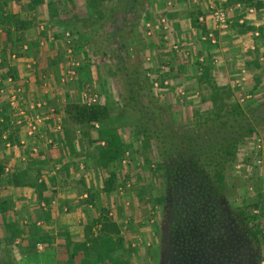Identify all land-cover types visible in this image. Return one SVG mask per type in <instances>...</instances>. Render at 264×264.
Listing matches in <instances>:
<instances>
[{
  "label": "trees",
  "instance_id": "1",
  "mask_svg": "<svg viewBox=\"0 0 264 264\" xmlns=\"http://www.w3.org/2000/svg\"><path fill=\"white\" fill-rule=\"evenodd\" d=\"M0 0V25L4 26L3 34L0 35V48L6 47L12 53H16L17 60L10 62L2 77H10L15 81H19L17 67L25 63L26 54L21 53L22 41L25 32L36 26V17L33 15L25 21L21 20L19 15H10L6 12V8L11 3H16L22 10L27 4L33 12L39 6L46 5L48 19L51 23L58 20L59 2L60 0ZM71 1V0H70ZM116 2L111 11L104 10V3ZM154 0H85L86 14L85 23L81 20L83 28L87 24L97 26V29L106 23L112 21L108 25V31L105 35L107 41L112 45V60L105 62V57H101L103 65L106 67V75L111 79H117L121 83L119 90V99L123 105L114 104L112 106L101 102L100 100L92 105H86L82 101V93L87 91L81 86V93L78 100L74 99L70 94L63 92V98L66 105L63 107V132L62 138L57 143L55 149H47L41 152L37 159H33L27 163L22 170H15L12 174L6 175L4 172V163L0 162V229L4 231L6 245H13L16 241H26L30 248L51 247L55 244L58 264H131V260L139 252L132 250L129 245H125L121 237L120 231L111 218L113 210L112 197H116L117 190L120 186H124L127 182L132 181L131 176L134 172H129V166H132V160L137 158L145 164L149 171L151 162L161 161L170 151H193L200 153L202 167L210 169L219 184L224 185L226 181V172L230 165L236 161L240 145L244 144L255 135L258 124H264V105L252 101L247 103L245 108L241 107L237 101L233 100V93L228 89L218 88L214 84L213 68L210 60L204 65H200L197 60L195 64L198 69L201 68L197 75L196 83L201 86H207L211 93L209 97H201L199 104L206 114L195 112L192 116L194 124L185 130H176L172 122H164V115L171 110L170 106L160 107L167 110L156 118L147 107H139L142 105V96L146 90L154 89L153 81L147 76H143V80L139 75H131L125 65V44L117 38L121 37V27H117V23L121 21H135L137 24L143 16L144 11L148 7V3ZM242 5L246 8H253L259 14L264 10V2L260 0H224L223 8L235 7ZM200 11H191L190 23L191 28L199 30L202 34L206 32L200 27L198 18ZM78 18V17H77ZM171 21L173 16H168ZM78 21V19H75ZM61 28V27H60ZM87 28V26H86ZM12 30V31H11ZM70 32L69 28L62 29ZM84 32H77L79 40L76 42L74 52L82 49L83 54L95 55L90 49L93 39ZM246 30L238 32L245 33ZM41 40L47 39V34H41ZM113 40V41H112ZM117 40V41H116ZM164 41V35L160 37L161 47L167 45ZM17 44V45H16ZM32 48L38 52L39 45H33ZM61 48V47H60ZM63 49L56 50V53L49 54L42 52L37 58L36 66L33 71L34 83L41 82L42 75L48 70L57 67L62 61ZM102 56H105L102 54ZM0 68L5 64L0 55ZM209 63V64H208ZM4 64V65H3ZM164 71L159 74L158 80L161 89L168 90L165 87L166 81H170L173 74L180 76L182 71V63L177 66H169V63L163 62ZM101 77V69L96 67ZM68 85V84H67ZM35 86L31 87L32 89ZM149 87V88H148ZM40 88L36 86L34 92L39 97ZM117 92V91H116ZM41 93V92H40ZM124 93V94H123ZM28 86H23V98L28 95ZM146 97L149 94L145 95ZM186 99V98H184ZM256 107H254V105ZM49 106L52 101L49 100ZM210 105V107H207ZM258 105V106H257ZM210 108V109H208ZM247 110V111H246ZM136 115L135 123L132 128V136L136 143L135 152L129 141L124 140L119 135V127L121 123L129 125L131 122L129 116ZM12 115L3 106L0 112V152L5 151L6 142L13 146H19L21 133L18 128L12 126ZM5 136V139H4ZM100 142H104L105 146L101 147ZM243 146V145H242ZM129 154V163L124 168L123 174H119L113 170L115 166L121 167L122 161ZM128 159V158H127ZM199 161V160H197ZM83 164L84 170L89 168L96 169L103 177V186L100 193L91 187H88L83 179L76 180V174L79 173V166ZM52 165L58 168L55 175H50L44 171V168ZM163 164L158 166V170L153 171L154 180L159 182V171L163 169ZM134 170V168H133ZM135 174V173H134ZM143 183L139 177L135 181ZM122 182V183H121ZM140 183V184H141ZM75 190L77 197L86 195V200L80 202L79 208L87 218L85 225L79 226L81 238L72 240L68 229L58 228L57 236L46 234L42 228L37 226V222L41 221L45 224L53 222V206L52 201L56 197V192ZM25 190L31 192L34 204L38 208L37 221H31L30 217H26L27 224L23 225L17 209V201L7 192ZM138 201H144V189L140 188L137 192ZM102 197L105 201H102ZM260 201L261 195H258ZM149 202V203H148ZM21 203V202H20ZM151 203L150 210L163 206L160 196L147 201ZM43 204V208L41 205ZM256 203L245 202V210H247V221L251 223L254 229L260 234L264 243L263 230L259 216H254ZM21 210V209H20ZM22 211V210H21ZM96 212V217L92 218L90 212ZM27 214V212H24ZM260 216L264 217L263 210ZM24 220V218H23ZM25 222V220H24ZM129 248V249H128ZM55 250V249H54ZM93 259V261H92Z\"/></svg>",
  "mask_w": 264,
  "mask_h": 264
},
{
  "label": "rangeland",
  "instance_id": "2",
  "mask_svg": "<svg viewBox=\"0 0 264 264\" xmlns=\"http://www.w3.org/2000/svg\"><path fill=\"white\" fill-rule=\"evenodd\" d=\"M84 1L85 0H60L59 17L57 21H54L56 25L58 24L63 28H69L70 32L77 31L82 33L84 32V30L82 29L85 28L86 33H88L89 36L93 37L90 44V49H92L95 53L94 57L92 54H89L88 56L87 54H83L82 49L78 48L76 52L73 53L72 57L68 59H66L65 55L62 53V61L60 62V64L57 67L47 71L46 75H49L51 77L49 81V86L51 87V105L61 113H63V107L66 105V100H63L64 98L62 96L64 94L63 92L70 94L72 97H74V99L78 100V98L80 97L82 85L86 88L90 95L97 97V101H103L110 106L114 104H119L121 106L123 105L118 96L120 93L119 90H121L119 83L121 82L119 80L117 81V79H111L106 75V67L101 61V57H105L104 63H106V61L108 60H112L113 58L111 42L107 41V39L105 38V35L107 34L106 32L108 31V25H110L112 21L108 20L102 26L99 25L97 29L95 28L98 25L92 26L91 24H87V28L86 26L83 28V24L85 23V16L87 17ZM162 1L154 0V2L148 3L147 9L144 11L143 16H141V19L137 24H134L135 21H126L125 23L119 21L116 25L117 27H121L120 30L122 36L117 39L121 40L120 42H124L126 46L125 65L128 69V73L131 75H139L142 80L143 76L151 75L150 79H154L157 81L159 74L162 73L161 68L163 67V62L169 63V66H177L178 64L182 63V71L180 76L178 74L176 75V73L173 74V77H171L170 81H168V90L161 88L152 90L148 87L149 92L147 88L144 92H141L144 94L142 96V105H140L139 107H147L153 113V115L159 119L165 111L167 112V110L163 111L164 107L170 106L171 110L168 112V114L164 115V122H172L175 126L174 129L183 131L186 128H190L193 126L194 119L192 116L195 112L203 115L206 114L204 112L206 110L200 107L199 101L201 97H209L211 91L207 86H201L196 83V58L192 54L191 57H185L181 52L178 55L172 54L171 46L173 44H176L175 40L171 43L168 42L169 44L167 43V45H163L161 47L162 44H160V37L163 35V33L161 31H152L151 29L149 30L146 27V22L150 20V16L151 18L153 17L150 25L152 28L159 23L162 17H164L165 11L164 7L161 6V4H163ZM114 6H116V2L104 3V10L111 11ZM150 11L151 14H149ZM75 19H78V21ZM39 20V23H42L44 25L51 24V21L47 18L46 15H42V18L39 17ZM81 20H83V24L81 23ZM45 27L47 28V26ZM169 29L171 30L170 27ZM149 32H152L151 36H148ZM46 33L47 32L43 34ZM76 33H73L74 41L73 44H71L72 49L76 47V44L78 43L77 41L79 40V34ZM59 35L60 34L55 35L56 42L53 43V45H61V49H63L62 45L64 44V41ZM41 37L42 36L40 32L36 31L35 29L34 31L28 32V35L24 36L22 44H28L29 42L31 43L32 41L37 40L39 41L41 40ZM191 40L195 41V38L191 36ZM194 47H197L196 44L195 46H193V49ZM181 48V45H179L180 51ZM193 49L192 47H190V51H193ZM2 50L9 51L10 49L7 48V46L5 48L2 47L0 48V53L2 52ZM102 54H104L105 56H102ZM7 59L8 58L3 53L2 61L5 65L3 64L4 66H1L0 75H3L5 73V70L7 69ZM236 60L241 61V68L245 69L246 75L250 73L253 74L251 78L253 79V81L251 83H254V81H256V78H258L259 80L260 78L264 77V74L255 71L257 69H255L252 65L250 66L246 63L244 64V60L242 57L238 56L234 59V61ZM96 67H99L101 69L100 79ZM235 67L236 66L234 64L227 63L225 67L226 73L222 72L224 70L220 68L219 70H221V75L218 76V80L217 82L215 81L214 84H216L218 88L228 89L229 83L232 82L229 76L232 72L234 73ZM73 68L76 72V78L73 81L69 82L68 85L63 86L60 82L61 77L66 75V73ZM248 70H250L251 72ZM225 74L226 76H224ZM41 85L42 81L39 82L36 86L38 88L41 87ZM179 89H181L186 94L185 97L182 98L178 96L177 91ZM38 93L40 95L39 97H41L40 91H38ZM147 94H149V96L146 97L145 95ZM37 95V92H34L32 94L29 93L25 97V102H33L37 100ZM232 101H237L235 95H233ZM254 101L255 100H253V102ZM256 102H259V105H264V96L260 100H256ZM246 106L247 103L244 104L243 108H245ZM160 107H163L162 111L160 110ZM207 107H210V105H208ZM254 107L256 106L254 105ZM129 118L131 120V122H129V125L121 123L118 132L124 140L131 143L133 152H135L136 143L131 132L135 123L134 121L136 119V115H130ZM252 138H259L263 142L264 147V124L257 125L255 135ZM249 141L250 139L245 142L246 146L248 145ZM242 145L245 146L244 144ZM242 145H240L241 147L238 150L236 161L232 165H230L228 169V182L235 190L236 200L239 205H242V203H245L246 201L256 203L255 210L258 211L259 221H261L260 225L262 230L264 231V217L260 216V212L262 210L264 213V168L257 169L256 167H254V157L248 158V161L244 163L243 157L246 153L244 152L245 154H242V152H240V149L243 147ZM7 154L8 153L6 151H3L2 149V151L0 152V157L2 156V160ZM3 161L2 163H4L5 165H13L10 160L6 159L4 162ZM132 162V166H129L128 171L131 173H135L132 174V181L129 182L133 185V188L123 197L126 203L120 201L117 195L116 197L114 196L111 198V200H109L113 203V220L115 222H118L120 225L121 223L124 224L127 223L128 220H130V224L132 225L131 228L130 226L127 228V226L124 224V227L127 228V232L123 235L126 241H130L132 238H135L137 233L143 240V242H148L150 244L151 248H145V244V246H140V249H138V251H140L131 260V264H158V233L154 232L153 234V232H151V227L149 226L150 223H148L151 211V203L149 205V202L147 203L148 200H152L155 197L160 196L159 182L156 181V179L154 180L153 178V171H155L156 162H151V171H149L145 164L142 165V161L140 159H138L137 161L136 158L135 160H132ZM238 166L240 167V169L237 170ZM22 167V164L19 162L15 169L20 170L22 169ZM52 168L53 166L49 165L48 167L44 168V171L51 174ZM113 170H115L119 174V177H121V174L125 173V169L123 167L115 166ZM136 177H139L144 182H140V184L137 180L135 181ZM79 179H83L88 187L93 188L99 193L102 190L103 177L101 173L96 169H91L88 167L86 171H79V173L76 174V180ZM140 188H143L145 192V197L143 198L144 201H138L137 192ZM70 192H72L70 189L69 191L67 190L64 192H59L58 190L56 192L57 194L54 199L57 201V205L53 207V219L61 218L63 216H65L66 218V216H70L71 213L75 211L76 206L72 205L71 201L74 200L75 198L73 199V197L77 195L75 190H73L75 194ZM7 195L12 196L14 199L19 201L17 203L16 211L19 212V220L20 218L22 219L23 225L29 220L26 219L27 216L31 218V221H37L38 208L34 204V199L31 192H27L25 190H10V192H7ZM258 195L262 196L261 201ZM101 198L102 201H105L103 195ZM76 200L77 199H75L74 201ZM70 202L71 205H69ZM125 204L127 205L125 206ZM64 209H67V213L64 212ZM24 212H27V214H25ZM90 213L92 218L96 216L95 211ZM161 217L162 211L161 208L158 207V210L155 213V223H160ZM37 223H41L40 228H42V230L46 234L50 236H53L55 234V223L51 222L50 224H45L41 221H38ZM139 223H141L142 225ZM138 224L140 225V227H138ZM5 237L6 236L4 234V231L0 229V264H54L55 256L53 246L47 248L42 247L41 251H37V249L35 248L28 247L26 241H16L12 246L6 245L3 242L6 239ZM23 248H25V252L21 253L20 250ZM23 254H25V256Z\"/></svg>",
  "mask_w": 264,
  "mask_h": 264
},
{
  "label": "flooded vegetation",
  "instance_id": "3",
  "mask_svg": "<svg viewBox=\"0 0 264 264\" xmlns=\"http://www.w3.org/2000/svg\"><path fill=\"white\" fill-rule=\"evenodd\" d=\"M202 160L183 149L156 162L155 170L164 166L161 211L169 223L164 264H264L263 239L247 221L245 203L238 204L228 172L221 185Z\"/></svg>",
  "mask_w": 264,
  "mask_h": 264
},
{
  "label": "built area",
  "instance_id": "4",
  "mask_svg": "<svg viewBox=\"0 0 264 264\" xmlns=\"http://www.w3.org/2000/svg\"><path fill=\"white\" fill-rule=\"evenodd\" d=\"M70 1V0H69ZM192 5L201 6V15L198 18V23L201 28L205 29V34H202L201 41L206 45L216 48L219 44V37L215 35V33H227L233 29V10L234 8H223L222 6H217L212 0H191ZM236 9H242L243 13L240 16V19L236 21V25L239 28H252L250 35L254 40H261L264 47V24H259L256 21V17L258 13L253 8H245L242 5L235 6ZM262 12V11H261ZM146 27L150 30L161 31L164 35V40L167 41L169 35V24L165 17H162L159 23L155 27H151L150 25H146ZM40 34L46 32L45 26L39 27ZM152 32L148 33V36H151ZM60 37H62L64 44L63 54L65 58H71L74 53V48L72 49L71 44H73L74 37L68 32L63 31L59 33ZM55 37L52 35H48L46 41L43 40L41 47H45L46 45H50L55 43ZM22 51L24 53L28 52V46L23 45ZM249 51L251 53H255L258 51L256 46L251 45L249 47ZM171 52L179 54L180 49L177 44H173L171 46ZM186 56L189 54L187 52ZM17 60L16 53H12L8 55V62H14ZM197 62L200 65L206 64V57L201 56L197 58ZM258 62L261 67L264 68V52L261 51V54L258 57ZM212 67H217L219 65L218 59L216 55L210 60ZM36 62L28 61L22 64L21 70L23 71L22 76L19 77V81H15L10 77H2L0 75V112L3 106L10 112L12 115V125L15 128L19 129V132L22 135V138L19 140V146H13L10 143L6 142L4 145V150L8 154H12L15 149H20L21 154L18 157V163L20 162L24 167L30 160L37 159L41 152H45L47 149H55L57 143L62 138L63 132V113L59 112L55 107L49 106L50 91L51 87L49 86V81L51 77L49 75H42L41 80L42 85L40 88L42 99L35 100L33 102H25L23 98V86H30V79L34 80L33 71L35 69ZM162 72L164 71V67L161 68ZM201 68L199 69V72ZM149 78L151 75H147ZM76 78L75 69H70L66 75L62 76L60 79L61 84L66 86L69 82L73 81ZM154 83V89H158L159 84L155 82L154 79H151ZM246 82V72L244 69L240 68L238 74L235 76L233 81L232 90L236 93V100L238 104L243 107L245 103H249L253 101V97L250 95H241L243 90V86ZM165 87L169 86V83L166 81L164 84ZM179 97H185L186 94L179 89L177 91ZM63 96V95H62ZM82 101L86 105H92L97 102V97L92 96L85 91L82 93ZM65 100V99H63ZM65 103V102H64ZM5 139V136H4ZM101 147L105 146L104 142H100ZM242 154L244 153V163L248 161V158L254 157L253 165L257 169L264 168V147L263 142L259 138H252L248 142V145L243 146L240 149ZM128 158V159H127ZM129 163V154H126V159L122 161L121 167L125 168ZM240 167H237V170ZM58 168H52L50 175H55L58 172ZM84 170L83 164H80L79 171ZM15 170L9 166H4V172L6 175L12 174ZM122 183V182H121ZM133 185L127 182L124 186H120L117 190V194L120 197H124L130 190H132ZM87 196L81 197V200H86ZM57 201L54 199L52 201V206H56ZM43 208V204L41 205ZM158 208H154L150 211L149 222L153 224L155 221V213ZM64 212H67V209H64ZM254 216H259L258 211L253 212ZM38 227H41V223H37ZM264 233V232H263ZM145 243L141 239H137L133 243L130 244V248L132 250H137L140 246H145ZM39 251L42 250V246L37 247Z\"/></svg>",
  "mask_w": 264,
  "mask_h": 264
},
{
  "label": "crops",
  "instance_id": "5",
  "mask_svg": "<svg viewBox=\"0 0 264 264\" xmlns=\"http://www.w3.org/2000/svg\"><path fill=\"white\" fill-rule=\"evenodd\" d=\"M212 1H214L217 6H222V3L224 0H212ZM260 1L264 2V0H260ZM47 2H48V0L46 1V3ZM162 3L163 4H161V6L164 7V11H165L164 17L167 19L169 27L171 28V30L169 29L170 35H167L168 36L167 42L171 43L175 40L176 44L178 46L181 45V47H182L180 52L185 57H187L185 52H187L190 57L192 54L196 58L195 61L197 60L198 57H201V56H205L206 61L207 60L209 61V60H211L213 55H216V58L218 59L219 65L217 67H212L213 68L214 82L215 81L217 82L218 76L221 75V70H219L220 68L222 70H224L222 72L226 73V71H225L226 64L227 63L234 64L236 66L235 71H234V73L232 72L231 75L229 76V78L232 81L229 83V90L232 93H234L232 90L233 89L232 88L233 81L235 79V76L238 74L239 69L241 68V64H240L241 61H237V60L234 61V59L237 58L238 56L243 58L244 64L246 63L250 66L252 65L255 69H257V70L254 69L255 71H258V72L264 74V68L261 67L259 62H258V57L261 54V51L264 52V47H263L262 41L252 39V37L250 35L252 28L249 27L247 29H244V28H239V27L235 26L236 21L238 19H240V16L243 13V10L241 8L236 9L235 7H233L234 10H233L232 21H233L234 27H233V29L231 28V30L229 32L224 33V34L220 33V32L215 33V35L219 37V44L216 48H213V47L206 45L205 43H203L201 41V37H202L201 31L191 28L190 13L193 10L194 11L199 10L200 15H201L202 14L201 13V10H202L201 6H195L194 7L191 3V0H165V1H162ZM24 7H25L24 10H22L16 3H11L6 8V12L10 15H14V14L19 15L21 17L22 21H25L29 17L31 18L33 15L36 17L37 27L35 26L32 29H28L25 32V36L28 35V32L34 31L35 29H36V31L39 32L40 26H47V28L49 30L45 27L46 32H47L46 34L52 35L54 37L56 34H59V33L64 31V30L62 31V29H64L63 27H61L58 24L56 25L55 23L54 24L51 23L50 25H44L42 23H39V21H40L39 17L42 18V15H44V16L46 15L48 18L46 5L45 6L44 5L39 6L35 12H33L31 10L29 4H27ZM229 8H231V7H229ZM149 14H151V11L149 12ZM157 14H160V13H157ZM169 15L173 16V19L171 21L168 19ZM152 19H153V17L151 18V16H150V20L147 21L148 23L146 22V25H151ZM256 21L259 24H264V10L257 15ZM3 29H5L4 26L0 25V35L3 34L2 33ZM203 30L205 31V29H203ZM240 30H246V31H245V33H240V32H238ZM191 36L195 38V41L191 40ZM42 41L43 40H39V41L37 40V41H32L31 43L29 42L28 44L23 43L21 45V46H23V45L28 46V52H26V53H24L22 51V48H21V53L26 54V57H27V59L25 60L26 62H28V61L29 62L30 61L36 62L38 59L37 57L44 51L48 52L49 54H53V53H56V50L61 49L60 48L61 45H58V44H56V46H55V44L54 45L50 44V45H46L45 47H41ZM36 44L39 45L38 52H35L34 49L32 48V46L36 45ZM195 44L198 48L194 47V49H193V46H195ZM251 45L256 46V49L258 51H256L255 53H251L249 51V47ZM190 47H192L193 51H190ZM2 52L6 55L7 58H8L9 54H12V52L10 50L9 51L8 50H2ZM2 52L0 53V55L3 54ZM172 54L178 55V54L173 53V52H172ZM7 61H8V59H7ZM21 66L22 65L17 67L19 77H21L22 73H23V71L21 70ZM248 71H250V70H248ZM199 73H200L199 69L197 68V75ZM46 74H44V75H46ZM224 76H226V74ZM252 76H253V74H251V73L246 75V82L243 86V90L241 92V95H250L253 97V100L256 101V100H260L264 96V77L260 78L259 80H258V78H256V81H254V83H251L253 81V79H251ZM29 84H30V86L28 87V93L32 94V93H34V89H36V85L38 83L37 82L34 83V80L30 79ZM33 86H35V87L32 89L31 87H33ZM233 95H235V97H236V93H234ZM21 138H22V135H21ZM21 152L22 151H20V149H15L12 154H9V155L7 154L3 160L4 161L6 159L10 160L14 166L13 165H9V166H11L14 170H17L15 168L17 167L18 159H19L18 157L20 156ZM1 157H0V162L2 163L3 160ZM22 169H23V167H22ZM22 169H20V170H22ZM70 193H74V192L72 191ZM83 196H86V195H83ZM83 196H81V197H83ZM117 196H118V194H117ZM81 197H79V198H77V196L73 197V199L74 198L77 199L76 201H74L75 199L71 201L72 205L76 206V209H75V211H73V213H71L70 216H66V218H65V216H63L61 218H56V219L54 218L53 219V223H55V225H56L55 234L53 235L54 237L57 236L58 228L61 227L62 229H68L72 240H78L81 238V233L79 232V230H80L79 226H81V223H82V225H85L87 222L86 216H84L83 211L81 210V208H79L80 202L84 201V200H81ZM118 197H119L120 201H122L123 203L125 202V199L123 197H120V196H118ZM78 201H79V203H78ZM71 202L69 203V205H71ZM126 205L127 204H125V206ZM75 206H74V208H75ZM113 215H114V212L112 210V213H111L112 219H114ZM94 217H96V216H94ZM115 223H116V225L120 231L121 239L124 242H126V243H124L125 248H126V245L130 246V244L133 243L134 241H136L137 239H141L137 233H136L135 238H132L130 241L129 240L126 241L124 239L123 235L127 232V228L129 226L131 228V226H132L130 224V220H128L127 223H124L127 226V228L124 227V224H122V223H121V225L118 222H115ZM24 224H27V223L25 222ZM139 224H141V223H139ZM139 224H138V227H140ZM149 226L151 227V232H153V234H154V232L155 233L159 232V223L158 222L155 223V221H153V224H149ZM144 243L146 245L145 248H151L150 244L148 242H144ZM22 246H24V245H22ZM53 247L55 249V250L53 249L54 250V256H55L54 264H58L57 263V253H56L55 244L53 245ZM36 249H37V251H39L38 248H36ZM20 252L21 253L25 252V248L21 249ZM23 255L25 256V254H23Z\"/></svg>",
  "mask_w": 264,
  "mask_h": 264
},
{
  "label": "water",
  "instance_id": "6",
  "mask_svg": "<svg viewBox=\"0 0 264 264\" xmlns=\"http://www.w3.org/2000/svg\"><path fill=\"white\" fill-rule=\"evenodd\" d=\"M159 264H164V256L167 255L165 251V239L169 234V223L166 221L164 218V213L162 211V217H161V222L159 224Z\"/></svg>",
  "mask_w": 264,
  "mask_h": 264
}]
</instances>
